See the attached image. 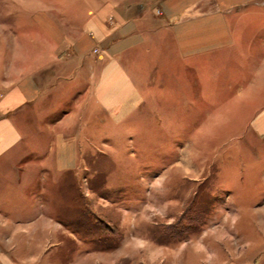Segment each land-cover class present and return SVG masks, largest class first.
<instances>
[{
	"label": "rangeland",
	"instance_id": "1",
	"mask_svg": "<svg viewBox=\"0 0 264 264\" xmlns=\"http://www.w3.org/2000/svg\"><path fill=\"white\" fill-rule=\"evenodd\" d=\"M44 1L47 6L58 3ZM27 6L29 0H0V113L6 89H15L21 78L12 61L22 52L21 32L29 29L21 27ZM251 7L246 13L257 14L256 23L248 22L249 15L236 22L244 24L240 41L229 55H210V61L201 63L202 73L201 67L190 70L191 89H174L180 86L165 74L166 64L151 62L154 82L149 86L154 89H139L148 93L144 107L131 115L116 113L124 119L115 126L109 123V110L99 105L96 119L89 120L90 126L96 122L97 136L94 143L83 144L77 172L55 175L50 169L49 174L32 175L33 184L44 187L49 214L73 233L64 238L59 264L78 261L86 247L95 253L120 248L124 228V251L132 252L124 259L121 252L109 255L111 264H153L146 253L135 252L152 250V244L174 248V256L185 244L182 251L192 264H212L214 255L229 260L224 251L234 257L232 264H264V0ZM115 20L106 18L107 31L119 29ZM29 30L35 32L33 23ZM94 52L106 55L101 49ZM120 81L108 95L115 99L111 108L132 88L123 89ZM125 107L132 108L130 97ZM16 117L24 120V113ZM42 129L48 142L36 147L44 151L55 133L66 130ZM24 145V165L38 169L40 161ZM192 214L197 224L184 232L183 241L169 238L166 226L181 222L183 227ZM139 235L148 239L141 241L146 245L137 244ZM29 260L26 256L25 264Z\"/></svg>",
	"mask_w": 264,
	"mask_h": 264
},
{
	"label": "crops",
	"instance_id": "2",
	"mask_svg": "<svg viewBox=\"0 0 264 264\" xmlns=\"http://www.w3.org/2000/svg\"><path fill=\"white\" fill-rule=\"evenodd\" d=\"M37 1L45 8L38 7ZM256 1L58 0L56 6H47L44 0H29L31 6H27L21 27L30 29L33 23L36 30L33 34L29 29L21 32L22 52L12 61L20 69L15 75L21 78L15 89H6L1 101L0 264H25L26 256L30 264H59L64 238L73 233L49 214L48 201L42 196L44 187L34 185L33 176L49 174L50 169L60 175L77 172L79 161L84 160L83 144L94 143L97 136V124L90 126L89 120L96 119L99 105L109 110V123L115 126L124 119L116 113L127 111L131 115L144 107L148 93L139 89H154L149 86L154 82L149 75L151 62L166 64L165 74L180 86L174 89H191L190 70L201 67L202 73L205 66L201 63L210 61V55L212 59L213 55H229L240 41L244 24L236 22L249 15L252 21L248 22L256 23L257 14L246 13ZM109 16H114L119 29H105ZM96 49L106 55L98 57ZM133 50L137 55L131 54ZM118 80L123 89L132 88L111 108L115 99L108 95ZM129 97L132 108L125 107ZM152 103L155 105L154 100ZM19 111L24 120L17 119ZM42 127L66 129L55 133L46 151L36 147L48 142ZM24 144L31 146V156L40 161L38 169L24 165ZM121 223L117 225L120 229L124 227ZM121 232L124 241L120 248L95 253L86 247L82 258H73L70 264H111L109 255L121 252L119 258L130 256L132 251H124L128 240L125 228ZM136 238L138 245L148 241L144 236ZM186 246L180 245L175 256L174 248L154 244L152 250L135 252L146 253L153 264L158 259L192 264L186 259L187 251H182ZM224 252L230 259L216 254L212 264H232L234 257Z\"/></svg>",
	"mask_w": 264,
	"mask_h": 264
},
{
	"label": "trees",
	"instance_id": "3",
	"mask_svg": "<svg viewBox=\"0 0 264 264\" xmlns=\"http://www.w3.org/2000/svg\"><path fill=\"white\" fill-rule=\"evenodd\" d=\"M190 215V214H189ZM194 214L188 218V222L186 225H183V227H180L182 225L181 222L177 223L176 225H168L166 226V232L169 231V238H171L173 241H183L184 239V232H189L192 231V227L197 224L196 217ZM110 230V229H109ZM159 244L161 243L162 245H167L165 240L159 239Z\"/></svg>",
	"mask_w": 264,
	"mask_h": 264
}]
</instances>
